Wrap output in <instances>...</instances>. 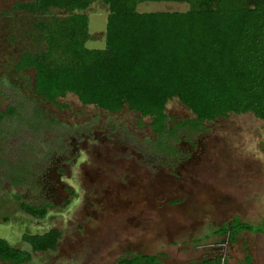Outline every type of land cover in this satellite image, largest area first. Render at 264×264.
<instances>
[{
    "label": "rangeland",
    "instance_id": "rangeland-1",
    "mask_svg": "<svg viewBox=\"0 0 264 264\" xmlns=\"http://www.w3.org/2000/svg\"><path fill=\"white\" fill-rule=\"evenodd\" d=\"M27 1L0 0V111L21 106L0 121V237L31 251L22 234L55 227L61 236L24 264H112L138 253L158 255L160 264L217 255L244 263L248 253L250 264H264V234L244 231L231 243L213 233L234 217L264 222V120L229 113L173 135L177 122L195 117L174 97L165 107L167 132L157 135L150 118L127 105L113 113L72 93L57 99L64 108L43 100L34 69L15 66L23 51L41 47L39 17L14 8ZM188 7L146 1L137 10ZM85 12L86 46L104 48L108 6L95 1ZM17 195L51 207L34 218L19 209Z\"/></svg>",
    "mask_w": 264,
    "mask_h": 264
},
{
    "label": "trees",
    "instance_id": "trees-1",
    "mask_svg": "<svg viewBox=\"0 0 264 264\" xmlns=\"http://www.w3.org/2000/svg\"><path fill=\"white\" fill-rule=\"evenodd\" d=\"M95 1L109 10L104 48L86 46L90 34L85 11ZM146 1L189 7L138 11L137 5ZM14 8L39 17L35 27L41 47L23 51L15 66L34 69V89L47 102L64 108L57 99L72 93L82 104L108 112L127 105L149 117L157 135L167 132L165 107L174 97L195 117L177 122L173 135L178 128L200 130L204 121L229 113H252L264 120V0H31L16 2ZM18 107L0 111V121L18 114ZM16 198L19 209L37 219L51 207L49 202L34 206ZM244 231L264 234V222L234 217L213 233L234 243ZM60 236L55 227L25 233L22 240L31 251L0 238V259L27 263L32 252L54 249ZM250 263L246 253L244 263L232 264ZM112 264L160 263L158 255L138 253L122 255ZM186 264L231 263L217 255Z\"/></svg>",
    "mask_w": 264,
    "mask_h": 264
},
{
    "label": "flooded vegetation",
    "instance_id": "flooded-vegetation-1",
    "mask_svg": "<svg viewBox=\"0 0 264 264\" xmlns=\"http://www.w3.org/2000/svg\"><path fill=\"white\" fill-rule=\"evenodd\" d=\"M45 217V216H44ZM25 234V233H24ZM24 234H22V236L24 235ZM27 234H33V233H27ZM22 236H21V240H22ZM0 238H2V237H0ZM22 242H24L23 240H22ZM26 243V242H25Z\"/></svg>",
    "mask_w": 264,
    "mask_h": 264
},
{
    "label": "water",
    "instance_id": "water-1",
    "mask_svg": "<svg viewBox=\"0 0 264 264\" xmlns=\"http://www.w3.org/2000/svg\"><path fill=\"white\" fill-rule=\"evenodd\" d=\"M45 232V231H44ZM39 233H43V232H39ZM31 248V247H30Z\"/></svg>",
    "mask_w": 264,
    "mask_h": 264
}]
</instances>
